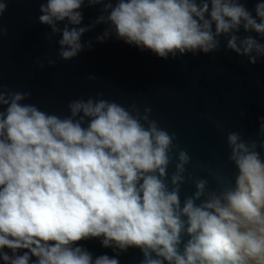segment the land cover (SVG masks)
I'll return each instance as SVG.
<instances>
[{
  "label": "clouds",
  "instance_id": "1",
  "mask_svg": "<svg viewBox=\"0 0 264 264\" xmlns=\"http://www.w3.org/2000/svg\"><path fill=\"white\" fill-rule=\"evenodd\" d=\"M11 2L0 0V20ZM85 8L99 9L88 24ZM38 11L64 62L92 49L82 38L98 26L96 43L114 38L164 60L222 45L249 65L264 60V0H40ZM31 98L0 79V264H120L129 249L138 264H264V116L255 138L227 132L232 175L200 165L213 187L189 172V153L151 107L98 92L58 115ZM89 240L113 255L94 257Z\"/></svg>",
  "mask_w": 264,
  "mask_h": 264
},
{
  "label": "water",
  "instance_id": "2",
  "mask_svg": "<svg viewBox=\"0 0 264 264\" xmlns=\"http://www.w3.org/2000/svg\"><path fill=\"white\" fill-rule=\"evenodd\" d=\"M39 6L40 0H12L0 20L7 29L0 40V79L6 88L31 91L28 102L58 115L68 114L69 100L95 97L98 92L125 107L133 102L141 111L151 107L152 118L175 132L180 148L189 153V172L208 179L213 187L200 165L222 167L226 175L234 173L227 163L226 134L238 131L246 139L256 137L259 117L264 116V60L249 65L246 59L225 52L223 45L213 55L164 60L114 38L96 43L95 36L103 31L98 26L82 38L93 41L92 49L64 62L56 55L59 37L49 43L50 29L37 22ZM246 6L252 10L254 3ZM83 13V23L88 24L99 9L85 8ZM49 58L57 61L54 67L47 66ZM172 171L170 167L169 174ZM192 191L191 185H184L181 197ZM81 244L94 257L113 255L98 240ZM140 258L138 250L129 249L119 259L120 264H138Z\"/></svg>",
  "mask_w": 264,
  "mask_h": 264
}]
</instances>
